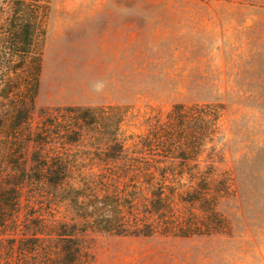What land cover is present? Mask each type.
Wrapping results in <instances>:
<instances>
[{
	"label": "rangeland",
	"instance_id": "1",
	"mask_svg": "<svg viewBox=\"0 0 264 264\" xmlns=\"http://www.w3.org/2000/svg\"><path fill=\"white\" fill-rule=\"evenodd\" d=\"M17 1L37 19V46L21 55H42L34 125L43 110L93 107L129 155L145 148L153 128L172 125L176 104L208 105L214 125L199 152L174 166L169 191L174 207L217 213L216 230L93 232L90 264H264V0H0V34ZM82 144L83 171L107 166ZM205 188L214 211L190 200Z\"/></svg>",
	"mask_w": 264,
	"mask_h": 264
},
{
	"label": "trees",
	"instance_id": "2",
	"mask_svg": "<svg viewBox=\"0 0 264 264\" xmlns=\"http://www.w3.org/2000/svg\"><path fill=\"white\" fill-rule=\"evenodd\" d=\"M17 2L23 5L0 34V264H90L93 232L213 233L217 213L200 216L174 207L176 191H169L178 175L174 166L199 152V142L214 126L203 111L208 105H174L172 125L153 128L145 148L132 155L110 131L106 113L102 117L93 107L43 110L34 125L42 55H21L37 46V19L29 4ZM209 106L217 113L218 106ZM218 120L219 111L212 123ZM82 143L94 145L107 166L83 171ZM200 182L208 185L206 177ZM203 190L190 200L211 208L208 189Z\"/></svg>",
	"mask_w": 264,
	"mask_h": 264
},
{
	"label": "crops",
	"instance_id": "3",
	"mask_svg": "<svg viewBox=\"0 0 264 264\" xmlns=\"http://www.w3.org/2000/svg\"><path fill=\"white\" fill-rule=\"evenodd\" d=\"M115 8V6H111V5H102V9L101 10H103V11H111V10H113V9H111V8ZM97 9H98V7H97ZM97 9H96V7H95V10L97 11ZM88 10H93L92 8H90V9H88ZM133 23H135V22H133ZM129 26V25H128ZM125 32V31H124ZM123 32V33H124ZM132 34H133V31H132ZM119 35L122 37V34L121 33H119ZM114 51V50H113ZM124 52V51H123ZM127 53H128V50H127Z\"/></svg>",
	"mask_w": 264,
	"mask_h": 264
}]
</instances>
